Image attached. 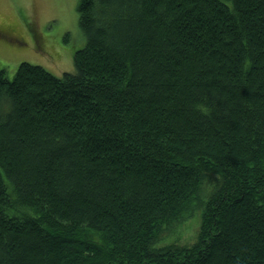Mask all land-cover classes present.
Wrapping results in <instances>:
<instances>
[{
    "label": "trees",
    "instance_id": "trees-1",
    "mask_svg": "<svg viewBox=\"0 0 264 264\" xmlns=\"http://www.w3.org/2000/svg\"><path fill=\"white\" fill-rule=\"evenodd\" d=\"M77 12L73 71L0 69V264H264V0Z\"/></svg>",
    "mask_w": 264,
    "mask_h": 264
},
{
    "label": "rangeland",
    "instance_id": "rangeland-1",
    "mask_svg": "<svg viewBox=\"0 0 264 264\" xmlns=\"http://www.w3.org/2000/svg\"><path fill=\"white\" fill-rule=\"evenodd\" d=\"M77 3L78 0H0V23L14 25L18 34L8 37L13 40L0 36V69L7 78L13 77L23 61L40 65L57 76L74 70V52L84 44ZM207 185L204 190H208ZM199 223L200 210L156 244H190L197 236Z\"/></svg>",
    "mask_w": 264,
    "mask_h": 264
},
{
    "label": "flooded vegetation",
    "instance_id": "flooded-vegetation-1",
    "mask_svg": "<svg viewBox=\"0 0 264 264\" xmlns=\"http://www.w3.org/2000/svg\"><path fill=\"white\" fill-rule=\"evenodd\" d=\"M16 35L18 34L14 25L0 23V36L8 38L12 36L16 37ZM8 39L13 40L12 38Z\"/></svg>",
    "mask_w": 264,
    "mask_h": 264
},
{
    "label": "bare ground",
    "instance_id": "bare-ground-1",
    "mask_svg": "<svg viewBox=\"0 0 264 264\" xmlns=\"http://www.w3.org/2000/svg\"><path fill=\"white\" fill-rule=\"evenodd\" d=\"M15 34V33H14Z\"/></svg>",
    "mask_w": 264,
    "mask_h": 264
}]
</instances>
